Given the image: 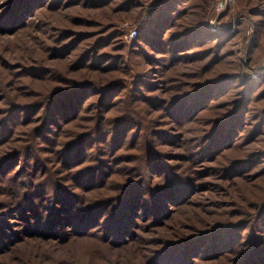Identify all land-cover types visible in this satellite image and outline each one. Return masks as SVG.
<instances>
[{
  "label": "rangeland",
  "instance_id": "1",
  "mask_svg": "<svg viewBox=\"0 0 264 264\" xmlns=\"http://www.w3.org/2000/svg\"><path fill=\"white\" fill-rule=\"evenodd\" d=\"M0 264H264V0H0Z\"/></svg>",
  "mask_w": 264,
  "mask_h": 264
},
{
  "label": "built area",
  "instance_id": "2",
  "mask_svg": "<svg viewBox=\"0 0 264 264\" xmlns=\"http://www.w3.org/2000/svg\"><path fill=\"white\" fill-rule=\"evenodd\" d=\"M132 35H136L137 34V31L135 29L132 30Z\"/></svg>",
  "mask_w": 264,
  "mask_h": 264
}]
</instances>
